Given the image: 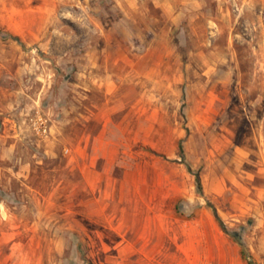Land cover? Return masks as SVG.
I'll list each match as a JSON object with an SVG mask.
<instances>
[{
  "label": "rangeland",
  "instance_id": "374dc122",
  "mask_svg": "<svg viewBox=\"0 0 264 264\" xmlns=\"http://www.w3.org/2000/svg\"><path fill=\"white\" fill-rule=\"evenodd\" d=\"M235 234L264 264V0H0V264H247Z\"/></svg>",
  "mask_w": 264,
  "mask_h": 264
},
{
  "label": "trees",
  "instance_id": "16d2710c",
  "mask_svg": "<svg viewBox=\"0 0 264 264\" xmlns=\"http://www.w3.org/2000/svg\"><path fill=\"white\" fill-rule=\"evenodd\" d=\"M181 151H183V147H181ZM189 171L190 172H193L191 167H188ZM195 175V179H196V185H197V189H198V192L200 194L203 193V184H202V180H201V176L199 173H194ZM209 206L212 208L213 210V214L217 220V222L219 223L221 229L229 234V230L226 226V224L224 223V221L219 217L215 207L213 205H211V203H209ZM233 238L236 240V242L240 245V247L242 248V256L244 257V259L247 261V264H255L254 263V260H253V257L249 254V252L247 251V249L245 248V245L242 241V238L239 236V235H233Z\"/></svg>",
  "mask_w": 264,
  "mask_h": 264
}]
</instances>
